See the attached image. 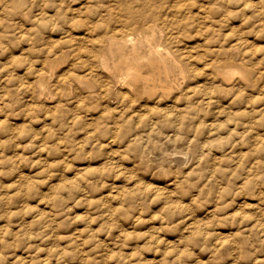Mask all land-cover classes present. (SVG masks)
Here are the masks:
<instances>
[{
	"label": "rangeland",
	"instance_id": "374dc122",
	"mask_svg": "<svg viewBox=\"0 0 264 264\" xmlns=\"http://www.w3.org/2000/svg\"><path fill=\"white\" fill-rule=\"evenodd\" d=\"M0 264H264V0H0Z\"/></svg>",
	"mask_w": 264,
	"mask_h": 264
},
{
	"label": "bare ground",
	"instance_id": "6f19581e",
	"mask_svg": "<svg viewBox=\"0 0 264 264\" xmlns=\"http://www.w3.org/2000/svg\"><path fill=\"white\" fill-rule=\"evenodd\" d=\"M134 17H136V16H134ZM139 19V18H138ZM147 21H150L151 22V20H147ZM135 22V21H134ZM137 23V22H136ZM152 23V22H151ZM135 25V24H134ZM140 25L141 24H139V23H137V27H140ZM143 25H146V24H143ZM132 32V31H131ZM115 33L116 32H114V35H115ZM123 33H125V32H123ZM139 33V32H138ZM120 34V33H119ZM119 34H118V39H119ZM125 34H127V32L125 33ZM129 34V33H128ZM128 34H127V36L123 39V41H131L132 40V38L133 37H131V36H128ZM123 35V34H122ZM130 35V34H129ZM112 36H113V34H112ZM109 37V36H108ZM111 37V36H110ZM116 37H117V35H116ZM121 38H123L122 36H121ZM120 38V39H121ZM115 39V38H114ZM147 42H148V45H150L151 46V48H150V50L151 51H154L155 53L156 52H158V48H157V46L156 45H154L153 44V42H152V37L151 38H147ZM233 48V47H232ZM236 48V47H235ZM240 49V48H239ZM133 50V49H132ZM214 51L216 50V49H213ZM213 51V53H217V52H214ZM217 51H218V49H217ZM243 53V52H242ZM242 53H240V55L241 56H244ZM214 56H215V54H214ZM213 56V57H214ZM217 56V55H216ZM218 57V56H217ZM97 58H98V56H97ZM100 58H101V56H100ZM99 58V59H100ZM173 58V57H172ZM215 58V57H214ZM243 58V57H242ZM136 59V58H135ZM217 59V58H216ZM221 59V58H220ZM244 59V58H243ZM98 60V59H97ZM162 62H163V60H162ZM179 63V62H178ZM188 63V62H187ZM243 63V62H242ZM98 64V63H97ZM44 65V64H43ZM99 65V64H98ZM213 65V64H212ZM100 66V65H99ZM211 66V65H210ZM250 66V65H249ZM164 67H165V65H164ZM209 67V66H208ZM100 68V67H99ZM113 69L114 70H119L120 69V65H116L115 64V66L113 67ZM191 70H192V68H191ZM195 70V69H194ZM211 71V70H210ZM187 72H189V70L187 71ZM192 72V71H191ZM190 73V72H189ZM213 73H214V71H213ZM215 74V73H214ZM126 75L128 76V77H131V78H133L134 80H139V78H140V73H139V71H138V69H137V67L135 66V65H128L127 67H126ZM189 75V74H188ZM124 76V75H123ZM146 76V75H145ZM192 76V75H191ZM215 76V75H214ZM36 77V76H35ZM109 77V76H108ZM117 77V76H116ZM115 77V78H116ZM104 79H105V77H103ZM110 78V77H109ZM103 79V80H104ZM107 79V78H106ZM108 80V79H107ZM111 80V79H110ZM118 80V79H117ZM119 80H121V79H119ZM101 81V80H100ZM123 81V80H122ZM112 82V81H111ZM118 82V81H117ZM104 83V82H103ZM241 84H243L242 82H241ZM102 85V84H101ZM106 85H108V87H109V84L107 83ZM115 85V84H114ZM131 85V84H130ZM120 86H122V85H120ZM129 86V85H128ZM189 86V85H188ZM234 86V85H233ZM106 87V86H105ZM114 87V86H113ZM113 87H112V89H113ZM127 87V86H126ZM170 87V86H169ZM226 87V86H225ZM230 87V86H229ZM232 87V86H231ZM243 87V86H242ZM234 88V87H233ZM246 88V87H245ZM105 89V88H104ZM110 89V88H109ZM116 89V88H115ZM227 89H228V86H227ZM229 89H231V88H229ZM108 90V89H107ZM108 91H110V90H108ZM128 92H130L129 90H127ZM126 92V91H125ZM177 93V92H176ZM124 94V93H123ZM194 95H196V94H194ZM185 96V95H184ZM121 97V96H120ZM123 97V96H122ZM133 97H135V96H133ZM85 98V97H84ZM131 98V97H130ZM136 99V98H135ZM126 103H127V101H126ZM148 104V103H147ZM142 105V104H141ZM170 106V105H169ZM168 107V106H167Z\"/></svg>",
	"mask_w": 264,
	"mask_h": 264
}]
</instances>
